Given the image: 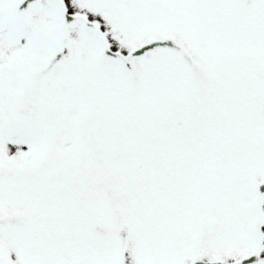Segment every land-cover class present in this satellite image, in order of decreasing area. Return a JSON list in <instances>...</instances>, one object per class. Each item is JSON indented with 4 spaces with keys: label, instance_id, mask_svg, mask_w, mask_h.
<instances>
[{
    "label": "snow or ice",
    "instance_id": "6c2138e0",
    "mask_svg": "<svg viewBox=\"0 0 264 264\" xmlns=\"http://www.w3.org/2000/svg\"><path fill=\"white\" fill-rule=\"evenodd\" d=\"M0 264H264V0H0Z\"/></svg>",
    "mask_w": 264,
    "mask_h": 264
}]
</instances>
